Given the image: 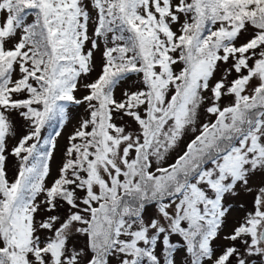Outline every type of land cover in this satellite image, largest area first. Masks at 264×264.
I'll list each match as a JSON object with an SVG mask.
<instances>
[{
    "label": "snow or ice",
    "instance_id": "snow-or-ice-1",
    "mask_svg": "<svg viewBox=\"0 0 264 264\" xmlns=\"http://www.w3.org/2000/svg\"><path fill=\"white\" fill-rule=\"evenodd\" d=\"M0 264H264V0H0Z\"/></svg>",
    "mask_w": 264,
    "mask_h": 264
},
{
    "label": "rangeland",
    "instance_id": "rangeland-1",
    "mask_svg": "<svg viewBox=\"0 0 264 264\" xmlns=\"http://www.w3.org/2000/svg\"><path fill=\"white\" fill-rule=\"evenodd\" d=\"M84 115L83 110L80 108L72 107L70 109V123L66 124L63 129L59 127L54 128H45L43 130V138H48L50 135H54L55 131H61V136L58 138V149L52 161L53 173H55L56 168L59 166L62 158V153L64 147L67 143V137L74 130L75 124L79 121L81 116Z\"/></svg>",
    "mask_w": 264,
    "mask_h": 264
}]
</instances>
